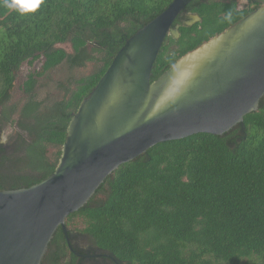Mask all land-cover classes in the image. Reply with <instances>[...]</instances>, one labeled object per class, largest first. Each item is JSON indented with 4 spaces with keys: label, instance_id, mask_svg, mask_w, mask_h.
Returning <instances> with one entry per match:
<instances>
[{
    "label": "trees",
    "instance_id": "1",
    "mask_svg": "<svg viewBox=\"0 0 264 264\" xmlns=\"http://www.w3.org/2000/svg\"><path fill=\"white\" fill-rule=\"evenodd\" d=\"M246 1L191 0L180 17L195 13L200 21L175 20L180 35L164 40L150 81L259 6ZM170 2L44 0L25 16L0 4V132L12 126L0 143V190L32 186L54 171L81 100L125 40ZM34 61L40 70L22 82L23 102L11 101L21 65ZM63 63L94 66L39 98V78ZM75 218L93 249L112 259L86 262L59 227L41 264H264V96L242 126L157 143L121 164L66 222Z\"/></svg>",
    "mask_w": 264,
    "mask_h": 264
},
{
    "label": "water",
    "instance_id": "2",
    "mask_svg": "<svg viewBox=\"0 0 264 264\" xmlns=\"http://www.w3.org/2000/svg\"><path fill=\"white\" fill-rule=\"evenodd\" d=\"M190 1L171 0L125 40L72 114L47 178L0 190V264H41L59 227L72 249L69 239L78 233L66 218L121 164L157 143L195 133L223 135L258 110L264 96V0H249L259 6L150 81L164 40L180 35L175 20L186 26L200 21L195 13L180 17ZM183 71L187 76L176 88Z\"/></svg>",
    "mask_w": 264,
    "mask_h": 264
},
{
    "label": "rangeland",
    "instance_id": "3",
    "mask_svg": "<svg viewBox=\"0 0 264 264\" xmlns=\"http://www.w3.org/2000/svg\"><path fill=\"white\" fill-rule=\"evenodd\" d=\"M238 1L241 6L246 7L249 5L246 0H238ZM60 46L64 48L67 52H71V49L68 44H63ZM40 66H41V61H34L32 64L25 62L21 65L16 75L11 101L16 103L23 102L24 95L23 92L21 91L20 86L22 82L26 79L27 74L30 72H35L37 70H40ZM93 66L94 65L92 63H87L85 67L71 69L65 63L58 65L55 69L50 70L45 76L43 77L41 76L39 78V83L37 87L38 97L42 99L43 97H45L47 92L56 91L57 84L58 83L66 84V80L69 77L79 78L86 75L92 70ZM11 133H12V126L7 127L3 131L1 137L2 142H7ZM66 223L70 229H75L76 231H79L83 227L80 218L69 220ZM78 244L84 247L87 244H90V240L88 238H85L84 240L79 241ZM88 262L92 263L91 261Z\"/></svg>",
    "mask_w": 264,
    "mask_h": 264
},
{
    "label": "flooded vegetation",
    "instance_id": "4",
    "mask_svg": "<svg viewBox=\"0 0 264 264\" xmlns=\"http://www.w3.org/2000/svg\"><path fill=\"white\" fill-rule=\"evenodd\" d=\"M187 14L183 15L182 18H186ZM4 131V130H3ZM3 131L0 132V143L1 144H6V142H2L1 137L3 134ZM15 139H13L14 141ZM11 141V140H10ZM7 142H9L7 140ZM78 234L74 238H70L69 242L71 244L72 249H70L72 252H77L79 253V257H81L83 260L86 262L91 261L92 263L100 261V262H108L110 258H107L105 255L103 256L102 254H99L96 249H93V246L90 244H87L86 246H80L78 244L79 241L84 240L87 238L84 234L81 232H77ZM77 255V254H76Z\"/></svg>",
    "mask_w": 264,
    "mask_h": 264
},
{
    "label": "clouds",
    "instance_id": "5",
    "mask_svg": "<svg viewBox=\"0 0 264 264\" xmlns=\"http://www.w3.org/2000/svg\"><path fill=\"white\" fill-rule=\"evenodd\" d=\"M43 3L44 0H0L4 8L20 16L35 13Z\"/></svg>",
    "mask_w": 264,
    "mask_h": 264
},
{
    "label": "bare ground",
    "instance_id": "6",
    "mask_svg": "<svg viewBox=\"0 0 264 264\" xmlns=\"http://www.w3.org/2000/svg\"><path fill=\"white\" fill-rule=\"evenodd\" d=\"M183 76H187L186 71H185V72H184V71L181 72V73H180V76L177 77V79H176V81H175V85H174L176 88L181 84V79L183 78ZM176 88H175V89H176ZM169 92H171V90H169ZM169 92H168V93H169Z\"/></svg>",
    "mask_w": 264,
    "mask_h": 264
}]
</instances>
